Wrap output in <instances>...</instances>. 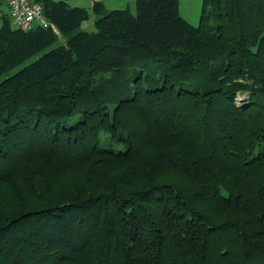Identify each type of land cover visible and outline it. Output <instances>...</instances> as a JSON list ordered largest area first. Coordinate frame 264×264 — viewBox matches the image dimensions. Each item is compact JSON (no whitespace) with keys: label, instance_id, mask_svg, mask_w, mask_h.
Here are the masks:
<instances>
[{"label":"trees","instance_id":"1","mask_svg":"<svg viewBox=\"0 0 264 264\" xmlns=\"http://www.w3.org/2000/svg\"><path fill=\"white\" fill-rule=\"evenodd\" d=\"M36 1L62 41L1 16L0 264H264V0L198 25L136 0L94 31Z\"/></svg>","mask_w":264,"mask_h":264},{"label":"rangeland","instance_id":"2","mask_svg":"<svg viewBox=\"0 0 264 264\" xmlns=\"http://www.w3.org/2000/svg\"><path fill=\"white\" fill-rule=\"evenodd\" d=\"M93 1L95 0H67L69 4L72 6L78 2L80 7H85L88 10V18L86 21H84L80 29L84 31H94V21L97 17L103 15L106 11L109 9L114 8H122V7H128L129 10L133 13H135V3L136 0H96L100 1L104 4V10L102 12H95L92 8ZM179 4V13L180 15L191 25H198L200 21V14H201V7H202V0H178ZM55 33H57V36L59 34L58 30L55 27L54 30ZM60 37V34L58 38ZM62 38V37H60ZM59 38V39H60ZM36 57H31L24 61L22 64L18 65L16 69L21 68L23 65L28 64L32 60H34ZM11 74V72H8L7 75ZM6 75V74H5ZM101 146L102 147H111V148H119V144L113 143L108 138L103 137L101 139Z\"/></svg>","mask_w":264,"mask_h":264},{"label":"built area","instance_id":"3","mask_svg":"<svg viewBox=\"0 0 264 264\" xmlns=\"http://www.w3.org/2000/svg\"><path fill=\"white\" fill-rule=\"evenodd\" d=\"M4 6L3 14L10 18L14 27L31 30L36 27L55 26L44 15L43 6L36 0H0Z\"/></svg>","mask_w":264,"mask_h":264},{"label":"crops","instance_id":"4","mask_svg":"<svg viewBox=\"0 0 264 264\" xmlns=\"http://www.w3.org/2000/svg\"><path fill=\"white\" fill-rule=\"evenodd\" d=\"M69 5H71V4H69ZM71 6H72V5H71ZM73 6H80V5H79L78 2H76ZM3 10H4V6H3L2 2L0 1V24H1V16H2V14H3ZM59 34H60V33H59ZM59 34H58V36H59ZM60 37H61V35H60ZM60 37H59V38H60ZM60 40L62 41L63 38H60Z\"/></svg>","mask_w":264,"mask_h":264}]
</instances>
